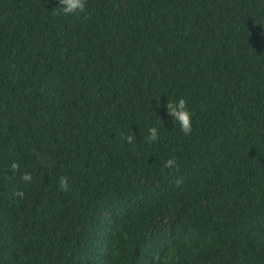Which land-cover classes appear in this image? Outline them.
Instances as JSON below:
<instances>
[{"label":"trees","instance_id":"1","mask_svg":"<svg viewBox=\"0 0 264 264\" xmlns=\"http://www.w3.org/2000/svg\"><path fill=\"white\" fill-rule=\"evenodd\" d=\"M62 9L0 0V264H264V0Z\"/></svg>","mask_w":264,"mask_h":264},{"label":"clouds","instance_id":"2","mask_svg":"<svg viewBox=\"0 0 264 264\" xmlns=\"http://www.w3.org/2000/svg\"><path fill=\"white\" fill-rule=\"evenodd\" d=\"M63 12L65 14L73 13L77 10L82 11L84 9V0H62ZM169 114L179 121L180 127L185 133L191 131V114L186 108V102L183 98L179 99L175 103H167ZM158 139V130L156 127L150 129L149 140L155 141ZM131 140V137H129ZM174 160L169 159L166 163V167H172ZM15 167V165H13ZM25 180L30 179L29 176L24 177ZM21 195H23L21 193Z\"/></svg>","mask_w":264,"mask_h":264}]
</instances>
